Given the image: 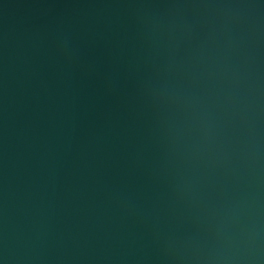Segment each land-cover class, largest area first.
I'll list each match as a JSON object with an SVG mask.
<instances>
[{"label": "water", "instance_id": "1", "mask_svg": "<svg viewBox=\"0 0 264 264\" xmlns=\"http://www.w3.org/2000/svg\"><path fill=\"white\" fill-rule=\"evenodd\" d=\"M0 264H264V0H0Z\"/></svg>", "mask_w": 264, "mask_h": 264}]
</instances>
